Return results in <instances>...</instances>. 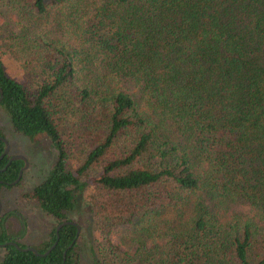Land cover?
I'll use <instances>...</instances> for the list:
<instances>
[{
  "label": "trees",
  "instance_id": "trees-1",
  "mask_svg": "<svg viewBox=\"0 0 264 264\" xmlns=\"http://www.w3.org/2000/svg\"><path fill=\"white\" fill-rule=\"evenodd\" d=\"M0 1L23 20L55 9L80 32L57 46L22 29L18 40L34 42L51 75L34 90L0 60V108L16 132L58 153L29 195L57 224L50 241L40 255L7 245L0 264H82L77 224L56 231L89 186L94 205L104 194L131 208L127 217L159 203L188 210L164 264H264V0ZM59 122L88 146L77 170ZM4 152L0 140V190L23 165ZM10 242L29 248L3 231L0 245Z\"/></svg>",
  "mask_w": 264,
  "mask_h": 264
},
{
  "label": "rangeland",
  "instance_id": "rangeland-1",
  "mask_svg": "<svg viewBox=\"0 0 264 264\" xmlns=\"http://www.w3.org/2000/svg\"><path fill=\"white\" fill-rule=\"evenodd\" d=\"M22 3L28 7L26 1ZM19 13L12 10L7 2L0 1V60L10 77L27 89L34 90L41 82L51 79L47 63L41 57L42 51L34 46L35 40L48 45L55 43L57 46H74L77 44V37L80 38V32L69 22L63 23L64 16L55 9L49 15L34 16L31 20H23ZM24 16L27 18V14ZM25 27L34 42L24 43L21 39L18 40ZM59 123L70 153L69 166L77 170L85 161L88 146L73 134L71 124L68 126ZM0 129L9 144L8 155L24 156L27 161L20 183L0 190V235L4 231L23 246L43 247L50 241L57 224L29 195L47 178L58 153L49 139L31 142L16 132L3 108H0ZM97 173V169L89 170L82 177L83 182L89 180V177H95ZM89 188L75 193V211L68 216L80 227L76 249L80 262L164 264L169 241L190 219L188 210L159 203L155 212L145 218H141L142 213L127 217L133 210L124 205L119 209L113 207L110 200H104V194L100 195V202L94 205L91 202L94 189L93 186ZM107 195L105 192V196ZM106 203L107 206H103ZM235 211L245 215L249 210L238 207ZM5 254V249L0 247V262Z\"/></svg>",
  "mask_w": 264,
  "mask_h": 264
},
{
  "label": "water",
  "instance_id": "water-1",
  "mask_svg": "<svg viewBox=\"0 0 264 264\" xmlns=\"http://www.w3.org/2000/svg\"><path fill=\"white\" fill-rule=\"evenodd\" d=\"M0 95H1V98H0V102H1V100H2V97H3V91H2V89L0 88ZM0 140H2L3 142H4V144H5V152H4V154L2 155V157L1 158H4L6 155H8V153H9V144H8V142L4 139V138H0ZM19 160H21V161H23L24 163H25V166L22 168V170H21V172H20V175H19V177H18V179L15 181V182H13L11 185L12 186H15V185H17L20 181H21V179H22V175H23V172L25 171V169L27 168V161H26V158L24 157V156H14V157H12V159L10 160V162L9 163H11V162H13V161H19ZM0 212H1V205H0ZM66 225H75V223H73V222H65V223H62V224H60L58 227H57V237H58V239H59V232H60V230L64 227V226H66ZM77 229H78V232H77V235H79V233H80V227L77 225ZM73 244H75V242L73 243ZM72 244V245H73ZM7 245H13V246H15L16 248H18L19 250H24V251H31V252H33L34 254H36V255H40L39 253H38V251L36 250V249H34V248H32V247H29V248H27V249H21L20 247H19V245L17 244V243H15V242H10V243H5V244H2V245H0V247H6ZM57 245V243L47 252V253H45L44 255H47V254H49L50 252H51V250L53 249V248H55V246ZM71 248V247H70ZM69 248V249H70ZM68 249V250H69ZM67 250V251H68ZM67 251H66V253H65V256H66V254H67ZM43 255V256H44Z\"/></svg>",
  "mask_w": 264,
  "mask_h": 264
},
{
  "label": "flooded vegetation",
  "instance_id": "flooded-vegetation-1",
  "mask_svg": "<svg viewBox=\"0 0 264 264\" xmlns=\"http://www.w3.org/2000/svg\"><path fill=\"white\" fill-rule=\"evenodd\" d=\"M9 156V155H8ZM10 157V156H9ZM12 157H14V156H12ZM12 157H10V160L12 159ZM10 160H9V162H10ZM19 161H21V160H19ZM14 162V161H13ZM23 162V161H22ZM12 163V162H11ZM11 163H8V165H10ZM25 166V163L23 162V165H22V168ZM22 168H21V170H22ZM21 170H20V172H21ZM19 175H20V173H19ZM0 183H2V182H0Z\"/></svg>",
  "mask_w": 264,
  "mask_h": 264
}]
</instances>
